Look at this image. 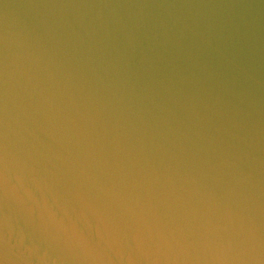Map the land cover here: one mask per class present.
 I'll return each mask as SVG.
<instances>
[{
  "label": "water",
  "instance_id": "water-1",
  "mask_svg": "<svg viewBox=\"0 0 264 264\" xmlns=\"http://www.w3.org/2000/svg\"><path fill=\"white\" fill-rule=\"evenodd\" d=\"M7 264H264V0H0Z\"/></svg>",
  "mask_w": 264,
  "mask_h": 264
},
{
  "label": "snow or ice",
  "instance_id": "snow-or-ice-1",
  "mask_svg": "<svg viewBox=\"0 0 264 264\" xmlns=\"http://www.w3.org/2000/svg\"><path fill=\"white\" fill-rule=\"evenodd\" d=\"M0 264H5V262L3 261L2 257H0Z\"/></svg>",
  "mask_w": 264,
  "mask_h": 264
},
{
  "label": "clouds",
  "instance_id": "clouds-1",
  "mask_svg": "<svg viewBox=\"0 0 264 264\" xmlns=\"http://www.w3.org/2000/svg\"><path fill=\"white\" fill-rule=\"evenodd\" d=\"M5 262V264H7L6 260H3Z\"/></svg>",
  "mask_w": 264,
  "mask_h": 264
}]
</instances>
